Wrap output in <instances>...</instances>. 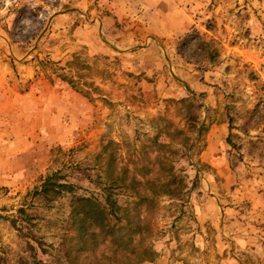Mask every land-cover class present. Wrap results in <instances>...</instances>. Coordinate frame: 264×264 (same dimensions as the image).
Masks as SVG:
<instances>
[{"label":"rangeland","instance_id":"1","mask_svg":"<svg viewBox=\"0 0 264 264\" xmlns=\"http://www.w3.org/2000/svg\"><path fill=\"white\" fill-rule=\"evenodd\" d=\"M148 2L0 0V264H264V0Z\"/></svg>","mask_w":264,"mask_h":264},{"label":"trees","instance_id":"2","mask_svg":"<svg viewBox=\"0 0 264 264\" xmlns=\"http://www.w3.org/2000/svg\"><path fill=\"white\" fill-rule=\"evenodd\" d=\"M60 178H65L64 176H58L56 173H52L50 175H47L45 179L42 181L41 185L37 187L31 195H37L39 197H42L46 201H51L54 198L63 195L68 194L73 197V200L75 203L80 206L79 213H83L82 216V227H84L88 222L93 223V221L98 217H100L99 213L101 209L107 208V212L109 215L116 216L115 210H120V207L117 206L116 202L111 199V193L110 191L117 188L115 186H109L106 187V199L103 207L98 205L97 202L93 200L92 197H86V196H78L75 195L76 187L75 185L69 183L68 181H64L62 183H59L58 180ZM77 209H73V212H75ZM20 212H24V210L20 209ZM33 248V247H32ZM33 263L32 264H48L45 262H42L41 260L36 259V257H33Z\"/></svg>","mask_w":264,"mask_h":264},{"label":"crops","instance_id":"3","mask_svg":"<svg viewBox=\"0 0 264 264\" xmlns=\"http://www.w3.org/2000/svg\"><path fill=\"white\" fill-rule=\"evenodd\" d=\"M163 1V0H149L148 4L153 6V5H159V3ZM174 9L172 8L171 12H165V13H157L158 14V17H157V22L159 24L160 21H165L167 18H177L176 16H174ZM183 19V17H182ZM67 21L66 18L64 17H61L59 19V22H62V21ZM65 21V22H66ZM179 20H177V25L179 24L178 22ZM114 23L113 19L111 17H105L103 20H102V24H103V28L105 30L111 28V25ZM88 24V23H87ZM189 23H187V26H188ZM176 25V27H178ZM190 26V24H189ZM96 28V33L98 35V32H99V25L98 23H92V24H88L87 27L84 25L83 22L80 23V26L77 28V32H78V35H79V38L77 39L76 43L75 44H79L81 46H87L88 49H89V52L91 53L92 56H104V55H108V56H113L114 58H116V56L118 58H121V59H124L126 60L127 64H129V59L131 57H139L141 55H145V53H124L126 51H112V52H109L107 50L104 49V47H102L99 43V38L97 36H94V30ZM177 29V28H175ZM160 30H165L166 32H173V30H168L167 28H160ZM162 35H163V32H161ZM156 63V62H155Z\"/></svg>","mask_w":264,"mask_h":264}]
</instances>
